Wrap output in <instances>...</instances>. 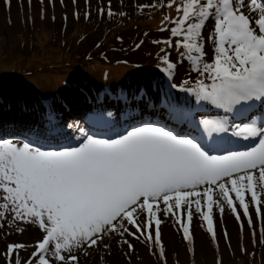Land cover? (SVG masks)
I'll return each mask as SVG.
<instances>
[{
	"label": "snow or ice",
	"instance_id": "snow-or-ice-1",
	"mask_svg": "<svg viewBox=\"0 0 264 264\" xmlns=\"http://www.w3.org/2000/svg\"><path fill=\"white\" fill-rule=\"evenodd\" d=\"M38 3L41 19L47 5L55 7ZM139 7L170 10L158 29L167 37L151 39L163 45L158 72L137 61L115 86L73 76L54 95L23 82L11 104L0 94L2 264H80L102 249L111 255L113 244L131 251V239L141 237L163 259L161 224L171 220L192 246L194 217L217 249L226 215L241 236L264 245V0ZM107 15L127 13L113 12L109 0ZM185 65L191 79L180 75ZM28 226L38 231L35 241H8ZM222 235L230 248L226 226Z\"/></svg>",
	"mask_w": 264,
	"mask_h": 264
},
{
	"label": "rangeland",
	"instance_id": "rangeland-1",
	"mask_svg": "<svg viewBox=\"0 0 264 264\" xmlns=\"http://www.w3.org/2000/svg\"><path fill=\"white\" fill-rule=\"evenodd\" d=\"M110 2L113 12L123 11L127 15L108 17L109 0H88L87 4L85 0H76L75 4L72 0H64L63 6L59 0H54L55 7L47 5L44 10L45 18L41 19L38 0H32L31 7L27 0H12L10 8L5 5L4 0H0V90H15L16 85L23 82L42 95H54L65 89L66 81H71L73 76L87 77L96 85L103 86L107 83L115 86L125 81L129 71H135V68L130 66L134 62L139 61L147 68L157 64L155 53L163 45H153L151 39L167 37V33H161L158 29L164 14L170 10H140V5L158 4L160 0ZM101 7L104 9L103 16L98 12ZM86 10L90 12L88 19H85L84 15ZM76 13H79V19L76 18ZM170 14L176 15L174 11ZM29 15L31 20L28 19ZM53 16L55 20L52 19ZM65 16L67 20L64 19ZM146 32L148 37L144 35ZM118 37L122 40L117 39ZM140 39L146 41L145 45L133 52L135 43ZM97 44L100 47H96ZM206 51L211 52L210 49ZM150 52L153 53L152 56H149ZM172 59H179L175 51L172 53ZM123 60H128L129 63H119ZM121 68L124 70L121 75H111L115 69L122 71ZM155 69L159 71V68ZM150 70L155 72L154 69ZM180 75L192 78L188 76L186 65L181 68ZM105 76L108 77L107 81ZM76 83L73 81V87ZM72 91L73 89L69 88L64 95L69 97ZM14 95L3 97L11 104ZM192 100L194 102V97ZM229 216L225 217L224 227H227L230 248L223 239L222 224L217 230L219 251L223 248L225 252H217L214 248L216 244L206 232V226L194 217L190 228L194 238L192 246L182 239V233L177 231V226L171 220L161 224L162 241L166 244L163 259L157 258L158 249H154L150 242L141 237L140 240L131 239L134 246L131 251L126 248L119 249L113 244L111 255L102 249L87 257L81 256L80 264H105V261L107 264H264V245H253L248 232L241 236L238 225L231 216L230 223ZM260 226L261 222L257 221V231ZM38 235L36 228L28 226L27 231L22 234L13 233L8 237V241L32 243ZM4 243L3 236H0V252L4 250ZM231 245L234 251L231 250ZM189 247L192 248L191 252ZM242 247L246 250L241 251ZM22 255L26 253L22 252ZM101 256H104L105 260H101Z\"/></svg>",
	"mask_w": 264,
	"mask_h": 264
},
{
	"label": "bare ground",
	"instance_id": "bare-ground-1",
	"mask_svg": "<svg viewBox=\"0 0 264 264\" xmlns=\"http://www.w3.org/2000/svg\"><path fill=\"white\" fill-rule=\"evenodd\" d=\"M92 69H93V68H92ZM95 69H96V67H95ZM121 69H122V71H121V70H118V69L113 70V71L111 72V75H112L113 77L121 75L122 72L124 71L123 68H121ZM131 72H133V71L131 70V71H129L128 73H131ZM228 216H229V215H228ZM229 222L232 223V218H231L230 216H229ZM224 225H225V224H222L223 227H224ZM170 243H171V242H170ZM163 244L165 245V248H166V244H165V243H163ZM214 248L217 249V246H215ZM219 248H220V247H219ZM219 248L217 249V252H218V253H220V252H225V251H226V250L223 249V248H222V250L219 251ZM231 250L234 251L232 245H231ZM212 251H213V247H212ZM213 253H214V252H213ZM212 256H213V254H212ZM215 256H217V255H215ZM218 256H219V255H218ZM157 258H158V257H157ZM199 263H200V264H205L204 262H199Z\"/></svg>",
	"mask_w": 264,
	"mask_h": 264
},
{
	"label": "trees",
	"instance_id": "trees-1",
	"mask_svg": "<svg viewBox=\"0 0 264 264\" xmlns=\"http://www.w3.org/2000/svg\"><path fill=\"white\" fill-rule=\"evenodd\" d=\"M141 65H142L144 68H146V69H154L155 72L158 71L157 69H155V66H154V65L151 66L150 68H147V66L144 65V64H141ZM15 90H16V89H15ZM15 90H8V91L0 90V91H2V95H3V96H6V95H10V94H15V93H16ZM3 93H4V94H3Z\"/></svg>",
	"mask_w": 264,
	"mask_h": 264
}]
</instances>
